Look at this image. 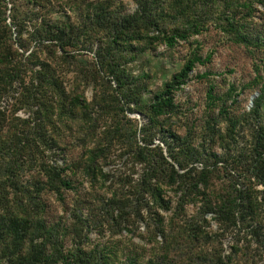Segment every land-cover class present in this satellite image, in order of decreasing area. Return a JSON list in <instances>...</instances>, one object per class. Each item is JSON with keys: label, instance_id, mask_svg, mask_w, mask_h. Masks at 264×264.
<instances>
[{"label": "trees", "instance_id": "16d2710c", "mask_svg": "<svg viewBox=\"0 0 264 264\" xmlns=\"http://www.w3.org/2000/svg\"><path fill=\"white\" fill-rule=\"evenodd\" d=\"M55 2L63 3L0 0V264H117L112 247H83L90 230L108 225L117 234L140 219L155 246L147 259L129 255L124 264L262 258L264 0H137L133 13L109 0H77L70 13ZM213 27L261 55L259 95L241 112L246 86L231 84L219 94L211 85L203 121L186 122L181 134L177 95L211 55L191 50L157 91L150 74L137 75L131 65L158 45H190ZM135 113L146 122L130 117ZM71 149L81 151L75 160L65 158ZM119 152L126 170H107ZM78 174L103 194L81 197ZM67 191L77 196L70 227L49 222L45 202L52 193L64 204ZM169 191L178 198L175 208ZM229 234L235 242L225 254Z\"/></svg>", "mask_w": 264, "mask_h": 264}, {"label": "rangeland", "instance_id": "374dc122", "mask_svg": "<svg viewBox=\"0 0 264 264\" xmlns=\"http://www.w3.org/2000/svg\"><path fill=\"white\" fill-rule=\"evenodd\" d=\"M77 0H61L62 5L58 6L55 2L56 10L61 11L60 8H64L69 12L68 6H73V2ZM80 2H91L96 0H78ZM113 1L117 5H122L128 13H133L137 9V0H109ZM23 0H21L22 5ZM8 6L12 5L8 3ZM75 6V5H74ZM64 11V12H65ZM260 12H264V8L260 7ZM10 11L8 10V15ZM70 13V12H69ZM11 20L8 19V22ZM192 44H180L175 49H169L165 45H158L155 51H147L141 56H137L135 63L131 65L135 74L140 75L142 73H148L151 76L150 89L157 91L161 88L162 84L169 80L173 73L180 69L184 59L187 57L191 50L201 47L200 54L206 58L211 55V60L205 65H198L190 75L188 83L184 86L183 90L177 95V102L180 105L182 114L179 115L176 125L179 127V132L184 134L186 131L185 123L200 124L203 121L205 113V98L208 88L213 85L216 88V92L223 94L226 92L231 84H235L238 89L242 86H246V90L239 97L238 109L241 112L249 110L251 108L250 101L252 95L258 92L259 85L256 84L259 72L257 65L260 64L261 55H251L248 51L239 45H235L216 30L214 27L210 28L207 32L197 35L191 38ZM86 95L89 99L93 97V89L86 90ZM3 105H7V101L3 102ZM18 115L21 117H27L25 111H19ZM184 115V116H183ZM131 118H137L141 124L146 122V119L142 117L140 113L130 114ZM160 143V140H156ZM215 151L222 152L219 146H215ZM122 150V149H121ZM120 150V151H121ZM81 154L79 149H74L67 153L65 157L67 160H75ZM116 166L108 167L107 170L112 168L126 170L125 159L126 156H119ZM62 163L63 161L60 160ZM78 183H82L80 191L82 196L86 199L90 198V193L94 190L103 194L104 190L95 186H90V183L81 175L78 174L73 178ZM168 195L173 199L172 207L177 205L178 198L175 197L172 191H169ZM76 194L73 191H67L64 194V204L58 201L57 196L52 193L45 195V202L48 206L47 219L49 222H55L62 219L65 226L70 227L73 223L72 210L74 206V200ZM195 212L192 206L187 207V215L191 217ZM171 213L164 214L169 216ZM87 216V211H85ZM130 231L122 230L115 234L114 229H111L108 225L103 228H95L90 230L89 241L83 246L87 250H91L95 247H112L113 251L117 253V264L126 263L127 256L140 255L141 260H145L149 257L150 251L153 250L155 244L150 243L148 239V226L143 219H140L134 225L128 227ZM211 232H217L218 226L216 223H212L210 228ZM233 234H229L222 238L224 253L229 254L232 251V246L235 242ZM162 240L160 237L158 238ZM72 237L69 236L66 239V247H73ZM250 264H264V256H256L254 263Z\"/></svg>", "mask_w": 264, "mask_h": 264}, {"label": "water", "instance_id": "95a60500", "mask_svg": "<svg viewBox=\"0 0 264 264\" xmlns=\"http://www.w3.org/2000/svg\"><path fill=\"white\" fill-rule=\"evenodd\" d=\"M259 95V92H256L254 95H252V97H251V101H250V106H252L253 105V100L257 97Z\"/></svg>", "mask_w": 264, "mask_h": 264}]
</instances>
